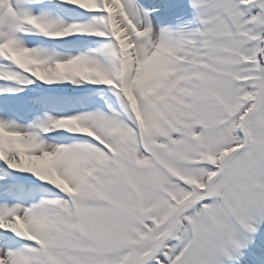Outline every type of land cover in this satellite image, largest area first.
Masks as SVG:
<instances>
[{
    "label": "snow or ice",
    "instance_id": "obj_1",
    "mask_svg": "<svg viewBox=\"0 0 264 264\" xmlns=\"http://www.w3.org/2000/svg\"><path fill=\"white\" fill-rule=\"evenodd\" d=\"M0 264H264V0H0Z\"/></svg>",
    "mask_w": 264,
    "mask_h": 264
}]
</instances>
